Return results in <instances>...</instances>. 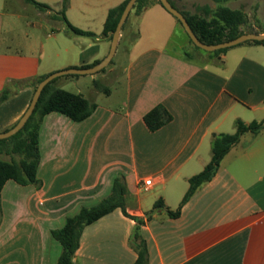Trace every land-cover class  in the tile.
<instances>
[{"label": "crops", "instance_id": "obj_1", "mask_svg": "<svg viewBox=\"0 0 264 264\" xmlns=\"http://www.w3.org/2000/svg\"><path fill=\"white\" fill-rule=\"evenodd\" d=\"M35 1L51 11L0 0V93L9 82L101 62L111 45L101 37L107 13L125 0H69L67 22L95 37L64 31L55 17L62 0ZM173 1L192 2L193 14L217 7L209 0ZM224 6L243 10L248 29L264 34L259 17L264 0ZM135 19L127 34L121 32L103 73L58 81L59 89L82 95L96 108L79 123L59 113L42 118L40 187L10 180L1 190L0 264H57L61 245L52 232L108 197L119 177L127 214L143 221L138 233L147 264H264V130L241 137L178 218L167 213L178 209L189 179L210 162L212 135L233 134L236 120H264V46L229 48L219 66L193 50L160 5ZM94 81L108 82L109 94L97 92ZM32 96V87L24 85L0 103V133L17 123ZM159 105L172 121L151 133L143 117ZM146 180L152 181L148 191L139 187ZM157 201L163 207L153 211ZM136 227L119 209L101 218L82 231L73 264H135L130 240Z\"/></svg>", "mask_w": 264, "mask_h": 264}, {"label": "trees", "instance_id": "obj_2", "mask_svg": "<svg viewBox=\"0 0 264 264\" xmlns=\"http://www.w3.org/2000/svg\"><path fill=\"white\" fill-rule=\"evenodd\" d=\"M20 1L26 7L39 13L51 11L49 6L38 3L35 0ZM209 1L217 5L214 10L205 6L201 12L195 14H188L184 11H179L185 17L191 30L200 42L206 45H216L234 40L246 33H254L252 29H248V18L243 10H232L224 6L228 2L237 0ZM127 2L128 0H125L118 6L108 11L101 37L108 38L111 41L116 25ZM152 4H158L161 6L159 0H138L129 17L131 15H134V17L140 16ZM171 5L174 7L172 3ZM68 7L69 0H62L61 9L55 14V17L63 21L65 27L64 31L72 36L95 37L94 34L81 31L67 22L65 13L67 12ZM127 21L128 19L123 25L121 32L125 29ZM176 21L181 26L180 22L178 20ZM188 41L194 51L206 54L209 56L210 60L215 62L216 65L223 66V61L220 59V56L224 55L228 49L208 53L194 46L189 38ZM246 44L264 46V41L246 42L241 45ZM186 57L191 58V55L186 53ZM104 71L105 69L100 73H103ZM64 77L75 78L78 76ZM44 78L45 77H36L23 81H13L7 83L5 88L0 93V103L6 101L13 93V89H18L20 86L29 85L32 87L34 93L35 88ZM61 78L53 80L44 88L32 116L23 129L9 139L0 140V157H9L8 161L0 160V223L1 190L7 181L11 180L20 186H34L36 188H39L41 185L37 179V167L39 164L38 132L42 118L50 113H59L68 117L73 122L79 123L89 118L96 108L94 103L85 99L82 95L69 93L59 89L57 87V83L61 80ZM92 85L97 92L105 95L109 94V89L104 87L101 82L94 81ZM171 121L172 116L161 105L153 108L143 117V123L147 130L151 133L158 131ZM234 129L235 132L233 134L212 135L210 141V162L205 166L202 172L189 179L188 190L178 209L173 212L167 210L170 218H178L181 208L189 201V199L204 184L210 182L214 178L220 167L221 161L231 151V149L240 142V139L244 134L250 133L252 135H257L264 130V120L260 122H252L250 124H245L241 120H236L234 122ZM125 196V183L124 180L119 177L114 181L112 190L108 197L103 199L96 206L82 208L76 216L66 220L62 229L53 231V238L61 245V254L57 264H73V258L80 246L82 231L86 227L111 214L117 209H119L125 217L134 220L137 224L130 240V246L137 253V260L135 264H147L146 247L144 241L141 240L138 233V226L142 225L143 221L139 218H133L127 214L125 209ZM162 207L163 205L161 201H157L153 207V211Z\"/></svg>", "mask_w": 264, "mask_h": 264}, {"label": "water", "instance_id": "obj_3", "mask_svg": "<svg viewBox=\"0 0 264 264\" xmlns=\"http://www.w3.org/2000/svg\"><path fill=\"white\" fill-rule=\"evenodd\" d=\"M137 1L138 0H128L121 14V17L116 25L115 31L112 35L111 45H110V49H109L107 56L101 62L97 63L96 65L92 67L80 68V69L71 68L67 70L54 72L46 76L35 88L31 102L27 110L25 111V113L21 116V118L17 121V123L12 128L7 130L6 132L0 133V140L9 139L23 129V127L26 125V123L32 116L44 88L48 86L53 80L64 77V76L95 75V74L100 73L111 63L116 53L118 44H119L120 34L123 28V25L128 19ZM159 2L166 12H168L172 17H174L176 20L180 22L182 28L184 29L186 35L188 36L190 41L193 43V45L202 51L213 53L219 50L229 49V48L241 45L246 42L264 41V34L246 33L231 41L223 42V43L216 44V45H206L198 40V38L195 36L193 31L191 30L189 24L187 23L185 17L178 10H176L168 0H159Z\"/></svg>", "mask_w": 264, "mask_h": 264}, {"label": "rangeland", "instance_id": "obj_4", "mask_svg": "<svg viewBox=\"0 0 264 264\" xmlns=\"http://www.w3.org/2000/svg\"><path fill=\"white\" fill-rule=\"evenodd\" d=\"M23 8H28V7H26L20 0H16ZM76 1H78L79 2V4L81 3V1L82 0H76ZM171 1V3L175 6V7H180V9L182 10V11H184L185 13H188V14H193L194 13V8H193V6H192V2H188V3H185L186 5H180V3H178V2H176V1H173V0H170ZM29 10H31L32 11V9L31 8H28ZM248 13L251 15V14H253V12L252 11H250V10H248ZM259 17H260V20H261V23H262V25H263V21H264V6L262 7V9H261V11H260V14H259ZM41 21H44L42 18H41ZM136 23H137V20L135 19V17H134V15L132 16H130L129 18H128V21H127V23H126V25H125V34H127V30L129 31V29L130 28H133L135 25H136ZM123 44V41L121 42V45ZM190 44V43H189ZM191 46V45H190ZM200 53V52H199ZM200 54H202V53H200ZM111 67V66H110ZM109 67V68H110ZM63 78H66V77H62L61 79H63ZM84 78H88V77H84ZM108 83V82H107ZM107 83H104L103 84V86L104 87H106V88H108L109 89V85H105V84H107ZM58 84V83H57ZM0 160H9V157H4V156H1L0 157Z\"/></svg>", "mask_w": 264, "mask_h": 264}, {"label": "built area", "instance_id": "obj_5", "mask_svg": "<svg viewBox=\"0 0 264 264\" xmlns=\"http://www.w3.org/2000/svg\"><path fill=\"white\" fill-rule=\"evenodd\" d=\"M152 186V181L151 180H146L143 181L139 187L144 190V191H148L150 189V187Z\"/></svg>", "mask_w": 264, "mask_h": 264}]
</instances>
